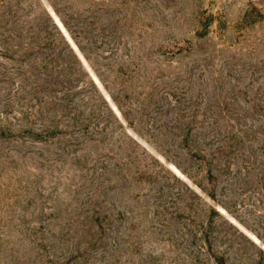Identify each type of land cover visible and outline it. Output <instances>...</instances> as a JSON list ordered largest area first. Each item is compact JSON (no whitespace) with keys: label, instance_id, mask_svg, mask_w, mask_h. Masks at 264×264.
<instances>
[{"label":"rangeland","instance_id":"1","mask_svg":"<svg viewBox=\"0 0 264 264\" xmlns=\"http://www.w3.org/2000/svg\"><path fill=\"white\" fill-rule=\"evenodd\" d=\"M0 264H264V0H0Z\"/></svg>","mask_w":264,"mask_h":264},{"label":"trees","instance_id":"2","mask_svg":"<svg viewBox=\"0 0 264 264\" xmlns=\"http://www.w3.org/2000/svg\"><path fill=\"white\" fill-rule=\"evenodd\" d=\"M45 14L47 15V12L45 11ZM49 15V14H48ZM57 23V25L59 26V28L62 30H64V32H65V29H64V27L62 26V25H60V23L57 21L56 22ZM55 28V31H56V33H57V35L60 37V38H62V39H64V37H63V35H62V33L59 31V29H57L56 27H54ZM63 32V31H62ZM65 36H66V38H67V40H69L70 41V37L67 35V33L65 32ZM71 42V41H70ZM73 48H74V50L76 51L77 49L73 46ZM70 52L73 54V56L75 57V59H76V63L77 64H81V62H80V60H79V58L77 57V55L73 52V50L72 49H70ZM212 195V194H211ZM210 211H211V213L212 214H214V213H216V211L213 209V208H211V209H209ZM207 231H209V230H207ZM207 235V234H206ZM207 241H209V246L210 247H213V244H212V241H210L209 240V233H208V235H207V239H206Z\"/></svg>","mask_w":264,"mask_h":264},{"label":"bare ground","instance_id":"3","mask_svg":"<svg viewBox=\"0 0 264 264\" xmlns=\"http://www.w3.org/2000/svg\"><path fill=\"white\" fill-rule=\"evenodd\" d=\"M66 35V34H65Z\"/></svg>","mask_w":264,"mask_h":264}]
</instances>
